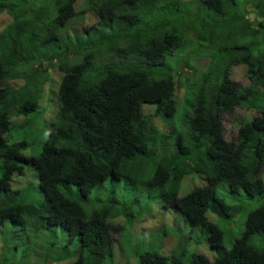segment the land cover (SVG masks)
<instances>
[{
	"label": "trees",
	"instance_id": "trees-1",
	"mask_svg": "<svg viewBox=\"0 0 264 264\" xmlns=\"http://www.w3.org/2000/svg\"><path fill=\"white\" fill-rule=\"evenodd\" d=\"M1 17L0 82L23 83L0 87V264H115L124 256L123 222L146 212L137 191L143 167L152 173L145 200L184 215L186 241L197 229L206 235L214 257L193 252L187 264H264V248L251 245L264 233V201L247 213L240 236L224 231L247 206L234 202L240 190L264 199V0H0ZM206 51L204 67L195 64ZM234 66H246L247 84L233 77ZM179 91L186 104L175 116ZM43 94L52 99L42 109L53 114L40 153L26 158L28 141H9L13 118L36 113ZM142 105L169 132L148 124ZM238 108L246 116L227 138L222 117ZM26 159L40 206L18 201L11 187ZM182 184L194 186L179 196ZM183 238L169 235L176 252L165 244L166 255L144 252L137 264H179L193 244Z\"/></svg>",
	"mask_w": 264,
	"mask_h": 264
},
{
	"label": "rangeland",
	"instance_id": "rangeland-1",
	"mask_svg": "<svg viewBox=\"0 0 264 264\" xmlns=\"http://www.w3.org/2000/svg\"><path fill=\"white\" fill-rule=\"evenodd\" d=\"M241 3H243L244 0H239ZM89 21H86V23H91L95 20V18L93 16H89ZM5 21L4 17L0 18V29L2 27L3 22ZM207 51L205 52V54L203 55V57H208L207 55ZM195 64H198V66H202L204 67L205 63L207 62L205 58H200L199 60H195ZM169 65L172 67H174V62H172L171 60L169 61ZM181 69H182V74H180L181 78H183L185 75L184 73L189 72V70L187 69V67L182 63L181 64ZM176 72H178V70H175ZM245 71H246V66H238V67H234L233 69V77L237 80H241L243 81L245 84L248 83V81H246L245 79ZM192 72V71H190ZM53 75V79L54 82L56 81V79L58 78V74L53 71L52 72ZM195 81L198 80V76L194 75L192 77ZM15 85V84H14ZM178 97L180 98V102L182 101V92H178ZM52 97L48 96L47 94H43V96L41 97V99L39 100V108L37 109V112L35 113H31L28 116L25 117H20L18 119L15 120V118H13V124L11 126V130H10V134H9V141L13 142V141H21L23 139L28 141V147L23 151V154L26 158H30L33 156H36L40 153L41 151V144L42 142L45 140L46 138V123L49 121L46 117V113L44 112V110L42 109L43 106H46L47 100H51ZM184 101H182L183 104ZM150 106V105H149ZM151 107H153L151 105ZM154 108V107H153ZM49 115H52V112L49 113ZM177 116V114L175 115ZM246 116V110L245 109H236L233 110L229 113H226L223 118V125H224V136L225 137H230L232 139L235 138V127L234 125L236 124V119H240ZM152 121L154 123H156L159 126H162L164 129H168L169 126L163 122V120L160 117L157 116H153ZM15 120V122H14ZM148 123V121H147ZM149 124V123H148ZM30 133L31 135L29 137H26L27 134ZM2 165V160L0 158V166ZM262 181L264 182V177L261 176ZM197 182V181H196ZM196 184V183H195ZM107 187H109L111 190H113L114 188H112L110 185H108L106 183ZM119 185H122L124 187H127V185L125 183H120ZM194 185L190 184V187L188 188L187 186H184L182 184L181 189L179 191V196H181L182 194L190 191L191 188H193ZM11 187L14 190H19L20 191V195L18 198V201L20 202H27V203H32L35 206H40L42 204L45 203L43 194L39 188L38 185V176L36 174L34 165L28 161L27 159L25 161H23L22 163L19 164V167L17 170H15L13 172L12 175V179H11ZM73 189H75V187L73 186ZM222 187L219 186L216 188V194L219 196H222V191H221ZM118 195H117V199L119 201H121L122 198H126V191L125 190H121V191H117ZM237 198L236 200H234V202L237 201V199L241 200L242 202L244 201V204L247 205L245 209L242 210V212H239L237 215H235V219H233L231 222H227L225 225V232L230 233V237H237L240 236L243 229H244V222H245V218L248 212L256 209L258 206H260L261 204H263V201L260 199H248L246 198L243 190H240V192L235 195ZM96 196H91L90 198H93ZM224 198V197H223ZM160 204L162 206H165L162 204V202L159 200ZM250 203V204H249ZM243 204V205H244ZM242 205V206H243ZM165 208L167 210H174L171 207L165 206ZM173 214V213H171ZM170 214V215H171ZM210 218L212 219V221L217 222V218L213 215H211V213L209 214ZM176 218V222L174 223L173 220ZM158 216H150L147 220L144 221V224H142V228L139 229H148L150 228V225L152 226V228L150 230L155 229L156 231L160 230L161 224L157 221ZM170 221H172V223H174V229L168 228V227H164V230L166 233L172 234V235H182L184 238L182 240V242H186V238L188 236V232L190 230V225H188L187 223L182 221V218L180 216V214L178 213L177 215L174 214L173 218H170ZM123 222V220L120 221V223ZM127 223V224H125ZM123 222V225H125L124 227V231H122V236L120 238V240L122 239V241L120 242L121 247L123 249V253H124V259L126 258L127 255H130L132 257H134L136 259V261L138 262V255H141L144 252H149V251H155L158 252L160 254L166 255L164 254L163 250H162V240H163V234L162 233H157L154 231H148L146 232V234H140L137 236H133V234L137 232V227L133 226V223L128 224V222ZM133 226V227H132ZM171 225H169L170 227ZM235 229V233L231 234V230ZM134 230V231H133ZM126 239V241H124ZM200 242L199 244H196L195 242ZM170 244V251L171 252H175L176 251V247L174 246V242L171 241H166L164 239L163 244ZM251 245L254 246L257 249H262L264 248V233H256L252 238H251ZM225 246L227 248L230 247V245L225 242ZM206 247V249L204 248ZM191 248H194V250L192 251ZM208 242L206 240V235L202 232V230L197 229V231L194 234V238H193V244L192 246H186V252L188 253V255H186L185 257L182 258L181 262L179 264H187L190 254L195 252V253H199V254H203L205 256H209L211 258L214 257V255L212 254V252L208 249ZM36 250L40 251L42 250V248H37ZM181 253V251L179 253H177L174 256H179ZM173 256V257H174ZM121 264H128L126 262H122ZM171 264H178V259L177 257L174 258L171 262Z\"/></svg>",
	"mask_w": 264,
	"mask_h": 264
},
{
	"label": "clouds",
	"instance_id": "clouds-1",
	"mask_svg": "<svg viewBox=\"0 0 264 264\" xmlns=\"http://www.w3.org/2000/svg\"><path fill=\"white\" fill-rule=\"evenodd\" d=\"M184 1H187V0H184ZM245 8V7H244ZM240 9L239 11L240 12H242V11H250V6H248V7H246L245 9ZM185 57V56H184ZM183 57V58H184ZM202 59L203 58H205L206 59V61H208V58L207 57H201ZM172 61V60H171ZM173 62V61H172ZM234 67H238V66H234ZM234 67H232V69H234ZM180 68V67H179ZM175 69H177V68H175ZM178 70V69H177ZM53 72V71H52ZM58 75H59V73H58V71H55ZM178 72H179V70H178ZM59 79V76H58V78L56 79V81L55 82H57V80ZM22 81H19V80H16V81H5V82H3V81H1L0 82V87H5V86H10V87H12V88H14V87H16V86H18V85H22ZM15 84V85H14ZM182 101H184L183 102V104H182ZM182 101L180 102V98L178 97V95H177V111H176V113H177V115L179 116V115H181L182 113H181V111L183 110V106H185V100H184V95H183V93H182ZM50 108H53V106L51 105L50 106ZM54 109V108H53ZM239 109V108H238ZM234 110H236V109H234ZM49 111H50V109H49ZM233 111V110H232ZM231 112V111H230ZM49 113H51V112H47L46 113V117L48 116V114ZM229 113V112H228ZM53 114V113H52ZM141 115H142V118H144V119H146V120H148V123L151 125V126H157V127H160V128H162V129H164L162 126H159V125H157L156 123H154L153 121H152V117L155 115V116H157V117H160L162 120H163V122L164 123H166L168 126H169V128H170V126H171V124L170 123H168V122H165V120H164V117L162 116V115H160V113L159 112H157L156 110H154L153 108H151V107H149L148 105H142V107H141ZM225 115V114H224ZM223 115V116H224ZM223 118V117H222ZM167 120H170V119H167ZM173 120H175V117L173 118ZM223 122V121H222ZM223 127H224V125H223ZM169 128L168 129H164V130H167V132H169ZM144 162H145V160H144ZM261 175L264 177V172L263 173H261ZM152 176V173L150 172V169L149 168H147V167H143L142 168V171H141V188L139 189V190H137L138 191V196H139V200H140V197H141V201H140V205H141V207H140V209H139V211H142V210H145L146 212H144V213H142V214H140V220H137V221H134L133 222V226L134 227H137V232H136V234H143V233H145V232H147L148 231V229H149V231H154V232H157V233H162L163 234V240H162V250L163 249H165V251L167 252V248L165 247V244H163V241H164V239L168 242L169 241V235H172V234H169V233H166L165 232V230H163L164 229V227H168V228H171V229H174V223L176 222V218L173 220V222L174 223H172V221H170V218H173L174 217V214H178L179 212H178V210H176V208H174V207H172V206H169V205H167L164 201H162V200H160V199H158L157 197H153V198H150V199H148L147 201L145 200V198H146V192H143V188L145 187L144 186V182H146V180L147 179H149L150 177ZM152 190H154V191H152L153 193H155L156 194V192H157V190L155 189V188H153V187H150ZM127 192V191H126ZM158 193V192H157ZM157 195V194H156ZM145 197V198H144ZM159 200L162 202V204L163 205H165V206H168V207H171V208H173L174 210H167L166 208H165V206H162L161 204H160V202H159ZM260 200H262V201H264V199H260ZM253 211V210H252ZM252 211H250V212H252ZM250 212H248V213H250ZM171 213H173V214H171ZM171 214V215H170ZM180 214V213H179ZM153 215H155V216H158V219H157V221L161 224V227H160V230L159 231H156L155 229H153V230H150L151 228H152V226L150 225V228H148V229H139V228H142V224H144V221L145 220H147L150 216H153ZM180 216H181V218H182V221L183 222H185V223H187L188 225H190V230H189V232H188V235L191 233V224H190V222L186 219V218H184V215H181L180 214ZM169 225H171L170 227H169ZM132 226V227H133ZM139 227V228H138ZM134 231V230H133ZM197 231V230H196ZM195 234V233H194ZM183 237L182 235H178V234H176L175 235V237L176 238H180V237ZM115 238H117V236H115ZM115 238L113 239V242H116V240H115ZM186 241V240H185ZM174 242V241H173ZM191 242H193V241H190V242H188V241H186V242H181V243H183V244H188V245H190L189 243H191ZM167 244V243H166ZM117 246V245H116ZM116 246H114L115 248H113V250L115 251V249L117 248ZM176 252V251H175ZM124 256H121L120 258H123ZM207 257V256H206ZM120 258H117V259H114L113 260V262L115 263V264H121L122 262H126V263H128V264H137V261H136V259L134 258V257H129V258H125L124 260H120ZM208 258V257H207Z\"/></svg>",
	"mask_w": 264,
	"mask_h": 264
}]
</instances>
